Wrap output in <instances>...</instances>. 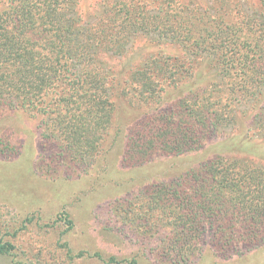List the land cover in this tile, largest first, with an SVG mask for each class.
I'll return each instance as SVG.
<instances>
[{"label": "trees", "instance_id": "16d2710c", "mask_svg": "<svg viewBox=\"0 0 264 264\" xmlns=\"http://www.w3.org/2000/svg\"><path fill=\"white\" fill-rule=\"evenodd\" d=\"M248 110L246 139L264 141V0H0V120L38 118L55 162L90 168L120 130L130 166L184 154ZM234 152L114 211L172 264L248 254L264 245V156Z\"/></svg>", "mask_w": 264, "mask_h": 264}, {"label": "rangeland", "instance_id": "374dc122", "mask_svg": "<svg viewBox=\"0 0 264 264\" xmlns=\"http://www.w3.org/2000/svg\"><path fill=\"white\" fill-rule=\"evenodd\" d=\"M162 47L173 55L182 52L178 44ZM122 61L121 56L110 59L114 65ZM251 114H239L235 129L217 134L201 149L158 155L135 166L123 162L126 137L120 130L90 168L55 162L58 147L44 143L38 118L5 114L0 120V244L12 248L0 252V264H128L132 259L172 264L152 252L150 233L127 223L114 208L216 154L245 148L264 156V141L246 139ZM191 264H264V245L227 260L207 250Z\"/></svg>", "mask_w": 264, "mask_h": 264}]
</instances>
